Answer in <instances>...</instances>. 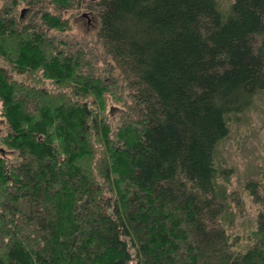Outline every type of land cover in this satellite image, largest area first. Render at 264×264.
Instances as JSON below:
<instances>
[{
	"label": "trees",
	"instance_id": "obj_1",
	"mask_svg": "<svg viewBox=\"0 0 264 264\" xmlns=\"http://www.w3.org/2000/svg\"><path fill=\"white\" fill-rule=\"evenodd\" d=\"M51 2L42 20L62 33L63 12L83 2ZM89 6L117 76L0 14V264H264L259 184L249 225L215 156L232 116L264 90V0L225 12L218 0ZM114 92L128 112L115 132L103 117Z\"/></svg>",
	"mask_w": 264,
	"mask_h": 264
},
{
	"label": "rangeland",
	"instance_id": "obj_2",
	"mask_svg": "<svg viewBox=\"0 0 264 264\" xmlns=\"http://www.w3.org/2000/svg\"><path fill=\"white\" fill-rule=\"evenodd\" d=\"M13 0H0V12L3 5H10ZM32 1V2H31ZM37 2L36 0H34ZM83 2L79 6H75L71 10L63 12V18L69 20L68 27L62 33L53 29H48L44 20H42V11L49 12L54 6L51 0H43V9L40 6L35 10L36 17L34 21H31V12H24L22 15V21L37 26V31H42L48 34V36L63 38L67 43L74 44L75 46L82 47L89 54L88 59H91L93 70L98 77L104 76H117L114 72L110 74L108 72L107 57L102 53V49L96 41V34L99 26L98 10H94V26L87 24V18H75L77 13H81V7L85 4L89 6L94 0H80ZM220 7L225 11L229 9L234 0H218ZM17 16L21 15L22 10L29 5H33V0H17ZM90 7V6H89ZM91 8V7H90ZM9 10V9H8ZM34 14V16H35ZM34 22V24H33ZM2 62V61H1ZM6 64V63H2ZM8 68V65H5ZM21 79L17 75L15 78ZM37 78V77H36ZM24 79V78H23ZM38 79V78H37ZM32 81L31 79H29ZM34 82V81H33ZM30 82L32 84H35ZM45 86H52L50 81L40 82ZM39 84V85H40ZM54 86L52 87L53 90ZM125 95V94H123ZM120 96L117 92H114L111 96H108L107 106L103 111V117L105 122L110 125L113 132L117 131V128L121 125L124 117L126 116L127 107H124L123 103L115 101V97ZM122 96V95H121ZM0 103V114H1ZM3 118L0 115V137L7 134V124L2 121ZM230 125V135L224 139L215 151L216 161L220 168H226L230 170V176L228 179H223L221 184L227 187L232 197H235L236 203H233L238 220L245 222L249 225L253 223V220L257 216L256 214L263 208V205L257 204L251 194L250 183H258L257 192L258 197L264 198V90L257 93V96L253 99L251 105L246 108L239 115H233ZM9 158L12 156L10 154ZM249 185V186H248ZM239 228H234L231 231L237 232Z\"/></svg>",
	"mask_w": 264,
	"mask_h": 264
},
{
	"label": "flooded vegetation",
	"instance_id": "obj_3",
	"mask_svg": "<svg viewBox=\"0 0 264 264\" xmlns=\"http://www.w3.org/2000/svg\"><path fill=\"white\" fill-rule=\"evenodd\" d=\"M15 4H16V0H13L10 5H7V6L3 5V7H1L0 14L3 13V12H9L10 14L8 16L11 17L9 19H12V20L17 19V13H16L17 5H15ZM26 11L27 12H31L32 11V16H31L30 20L34 21V17L33 16L36 13V11H35V8H33L31 5L26 6L22 10L20 17L17 20H21L22 21V15ZM80 11H81V13L78 12L77 15H75V18H87V24L90 25V26L91 25L94 26V21L96 20V17H94L95 11L92 8H90L88 5H86V4H85L84 7H81ZM22 22L25 23L24 21H22ZM29 24H30V22H29ZM33 24H34V22H33ZM34 25H36V24H34Z\"/></svg>",
	"mask_w": 264,
	"mask_h": 264
}]
</instances>
